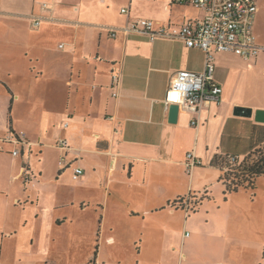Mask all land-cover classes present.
<instances>
[{
    "label": "crops",
    "instance_id": "obj_1",
    "mask_svg": "<svg viewBox=\"0 0 264 264\" xmlns=\"http://www.w3.org/2000/svg\"><path fill=\"white\" fill-rule=\"evenodd\" d=\"M256 2L259 54L248 61L215 54L222 93L192 126L187 112L168 122L164 97L178 71H203V51L123 28L137 19L178 26L201 12L171 0H0V263L7 246L20 248L25 239L20 263L60 264L49 255L66 228L79 240L81 264H264V202L253 207L257 186L224 197L211 165L222 148L239 150L242 128L264 110V89L253 90L255 104L236 95L231 66L251 61L264 71V0ZM113 73L119 74L116 97ZM241 107L252 116L236 115ZM9 135L31 145L19 146L14 157ZM58 139L69 148L63 166ZM188 153L201 163L189 173ZM74 167L83 170L76 180ZM203 192L210 199L195 213L170 207ZM236 194L244 203L239 211L229 207Z\"/></svg>",
    "mask_w": 264,
    "mask_h": 264
},
{
    "label": "built area",
    "instance_id": "obj_2",
    "mask_svg": "<svg viewBox=\"0 0 264 264\" xmlns=\"http://www.w3.org/2000/svg\"><path fill=\"white\" fill-rule=\"evenodd\" d=\"M172 4L189 6L201 12V16L189 20L178 26L164 25L151 19H137L123 28L124 34H145L150 41L159 38L182 41L189 49L203 51L204 69L202 72L182 70L178 71L171 81L164 97V106L168 110L170 104H176L179 112L192 114L191 125L196 126L202 108L211 102H218L222 88L214 81V56L216 53H232L248 61L257 57L260 48L255 43L254 23L258 12L256 0H171ZM42 9L47 4L41 5ZM122 13L128 14L127 9ZM34 26L40 25V20L34 21ZM115 35V32H112ZM111 85L115 89L113 96H117L119 74L113 73ZM23 137V136H22ZM7 142L16 148L12 156L20 153L19 146L29 147L27 141L9 135ZM56 147L62 152L59 165L63 166L65 153L69 150L65 139H58ZM200 160L188 153L184 166L187 173L200 165ZM30 171L22 167L21 175L26 181L30 180ZM83 174L80 167L73 168L72 178L78 179ZM187 207V206H185ZM187 209V208H186ZM185 213L188 212L185 210Z\"/></svg>",
    "mask_w": 264,
    "mask_h": 264
},
{
    "label": "trees",
    "instance_id": "obj_3",
    "mask_svg": "<svg viewBox=\"0 0 264 264\" xmlns=\"http://www.w3.org/2000/svg\"><path fill=\"white\" fill-rule=\"evenodd\" d=\"M246 130L247 138H250L247 148L241 151H225L222 148L221 154H216L211 161V165L220 173L219 182L224 188V197L240 190L254 191L257 179L264 178V124L255 123ZM188 198V202L178 198L170 203V207L184 208L188 213H195L204 200L210 199L207 192ZM88 264H94V260Z\"/></svg>",
    "mask_w": 264,
    "mask_h": 264
},
{
    "label": "rangeland",
    "instance_id": "obj_4",
    "mask_svg": "<svg viewBox=\"0 0 264 264\" xmlns=\"http://www.w3.org/2000/svg\"><path fill=\"white\" fill-rule=\"evenodd\" d=\"M250 62L251 61L233 62L231 63V66L235 67V70H236L235 77L238 76L237 80L235 81V84L238 85V88L235 92L236 95H239V99H241L242 101L245 100L246 102L255 104V103H258L260 100L259 99L255 100L258 97L253 95V90L254 89L255 90L264 89V71H262L263 72L262 73L257 68H254L252 65H249ZM247 85H249L248 87L250 89V94L247 96H244L243 91L245 90ZM38 112L39 111L36 110L34 111V114L37 115ZM248 128L249 127L242 128V131H241L242 135L240 133L242 137V141L238 142V145H240V148H239L240 151L247 148L250 144V138H247V134H246L247 132L246 129ZM0 159H4V158L0 156ZM256 186H257L256 196L254 200L252 199L254 201L253 207H256V206L258 207L260 204L262 205V203L264 202L263 201L264 200V178H260L257 181ZM245 194H247V196L249 197L248 198L249 201H251V197H250L251 194L249 193H245ZM238 195L240 194L235 195L236 198L232 204H229V207L231 206L232 209L237 208L239 211L244 206V203H242V198L237 199ZM260 208L256 210L257 214L260 212ZM244 210L245 209H243L241 212H243ZM97 240L99 239L97 238ZM99 244L100 243L97 242V246ZM28 247H29V241L27 240L25 242V239L21 240L20 248L18 246L15 248L11 247V250H10L9 246H7L4 256L2 258L3 263H0V264H23L22 263L23 261H21V263L19 262V259L17 256L19 252H22V253L28 252L27 251ZM23 255H25V253ZM49 257H50V260L58 259L60 264L67 263L68 261H69L68 264H81L80 262H82L83 253L82 251L79 250V240L77 236L73 232H69V230H67L66 228L63 230L61 229L59 231V239H57L56 243L52 246Z\"/></svg>",
    "mask_w": 264,
    "mask_h": 264
},
{
    "label": "water",
    "instance_id": "obj_5",
    "mask_svg": "<svg viewBox=\"0 0 264 264\" xmlns=\"http://www.w3.org/2000/svg\"><path fill=\"white\" fill-rule=\"evenodd\" d=\"M236 115H240L243 117H251L252 116V110L247 108H236L235 109ZM179 114V109L176 104H170L168 108V122L170 124H175L177 122ZM254 121L256 123L264 124V110H256L254 112Z\"/></svg>",
    "mask_w": 264,
    "mask_h": 264
}]
</instances>
